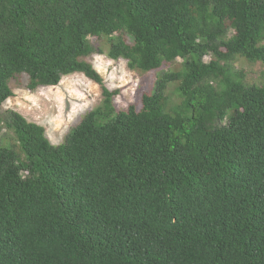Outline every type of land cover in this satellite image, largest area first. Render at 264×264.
<instances>
[{
    "label": "trees",
    "instance_id": "1",
    "mask_svg": "<svg viewBox=\"0 0 264 264\" xmlns=\"http://www.w3.org/2000/svg\"><path fill=\"white\" fill-rule=\"evenodd\" d=\"M93 55L152 89L117 110ZM74 74L61 144L2 111ZM0 264H264V0H0Z\"/></svg>",
    "mask_w": 264,
    "mask_h": 264
},
{
    "label": "rangeland",
    "instance_id": "2",
    "mask_svg": "<svg viewBox=\"0 0 264 264\" xmlns=\"http://www.w3.org/2000/svg\"><path fill=\"white\" fill-rule=\"evenodd\" d=\"M88 62L102 77L104 86L109 91H117L114 98L117 110L137 103L141 89H152V79L148 80L154 72L146 76L130 71L124 61H111L105 55H93ZM243 68L251 80L259 76V66ZM25 85V78L11 83L13 96L3 104L2 111L17 112L26 121L42 126L52 145L61 144L69 128L102 101L101 87L82 74L63 77L58 86L39 88L35 92L28 91Z\"/></svg>",
    "mask_w": 264,
    "mask_h": 264
}]
</instances>
